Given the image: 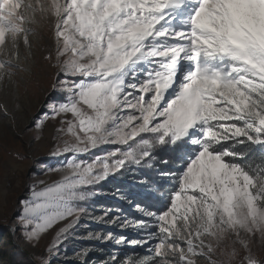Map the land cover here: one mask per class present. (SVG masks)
I'll return each mask as SVG.
<instances>
[{
	"label": "snow or ice",
	"instance_id": "6c2138e0",
	"mask_svg": "<svg viewBox=\"0 0 264 264\" xmlns=\"http://www.w3.org/2000/svg\"><path fill=\"white\" fill-rule=\"evenodd\" d=\"M42 21L59 96L35 127L58 121L57 165L18 201L9 232L36 247L54 231L46 251L58 252L93 215L98 186L135 166L157 175L136 180L144 191L113 195L138 215L93 218L140 238H95L148 254L103 264H264L253 251L264 241V0H0V53L11 54L0 82L19 70L21 40L31 57L29 25ZM161 145L169 158L156 157ZM155 193L159 207L146 202Z\"/></svg>",
	"mask_w": 264,
	"mask_h": 264
},
{
	"label": "rangeland",
	"instance_id": "374dc122",
	"mask_svg": "<svg viewBox=\"0 0 264 264\" xmlns=\"http://www.w3.org/2000/svg\"><path fill=\"white\" fill-rule=\"evenodd\" d=\"M29 27L35 29L34 33L29 35L32 45L31 57L25 59L26 49L21 40L20 59L14 61L20 65L19 70L11 81L5 78L3 82H0V105L4 106L0 108V264H33L35 258L41 255L49 260V264H103L112 255L109 254L111 252L121 255L125 259L147 255V247L132 245L121 247L114 242L95 238L96 233L102 235L112 233L116 238L121 235L128 239L140 238L131 228L122 230L115 226L105 225L93 218L102 216L103 210L109 208L113 210L121 208L129 217L138 215V213L130 215L121 204H117L119 205L117 206L112 202V204L104 206V204L96 202L105 196L117 197L113 193L121 188L111 183V177L98 186L97 190L100 194L93 199L92 203L95 205L93 215L85 216L80 220L69 238L60 245L58 252L49 253L46 251L54 238V231L44 235L36 247H32L23 238H17L9 232L7 225L16 218L18 201L28 195V188L34 180L49 179L44 175L48 165H57V159L50 157L49 153L55 145L53 137L59 126L58 121L45 119L42 130L35 127L36 121L44 118V113L48 111L45 107L46 103L50 98L55 99L59 96L51 88L55 70L44 59L49 53H52L53 56L55 54L53 33L48 22L42 21L37 25H29ZM4 58H11V54L8 53L6 56L0 53V59ZM5 109L7 115H5ZM166 148L167 146L161 145L154 150L159 160L169 158ZM158 167L167 170L166 165L159 164ZM145 173L152 176L157 175L154 171L150 172L146 168L134 166L133 171L126 174V179L135 175L131 176L130 180L131 183H136V180ZM118 177L121 176L118 175ZM51 178L55 179V176ZM136 189L141 190L138 186ZM155 194L158 195V193ZM118 200L124 202L121 199ZM124 204L126 203L124 202ZM130 210L135 212L132 208ZM229 243L230 241H225L222 245L226 252L230 250ZM114 246H118L120 250L113 249ZM126 248L136 250L130 254L132 251L126 250ZM85 249H87V256L82 260L78 254ZM253 251L264 255V241L254 243ZM13 258L16 259L15 262L12 261ZM214 258L225 262V264L228 259L226 255H217ZM200 264H206V261L202 260Z\"/></svg>",
	"mask_w": 264,
	"mask_h": 264
},
{
	"label": "trees",
	"instance_id": "16d2710c",
	"mask_svg": "<svg viewBox=\"0 0 264 264\" xmlns=\"http://www.w3.org/2000/svg\"><path fill=\"white\" fill-rule=\"evenodd\" d=\"M166 150H167V153L166 154L169 155V151H170L169 148L167 147ZM131 176H135V175H131ZM131 176H129L127 179H126V177H127L126 175L125 176H122V177H118L117 176L115 179H113V178L111 179V181H112L111 183L114 186H118L119 188H121V190H124V191H128V192H132V191L141 192V191H143V189H141V190L140 189H136L137 186L136 187H133V185L135 183H131L132 182L130 180V177ZM120 184H123V185H120ZM116 198L113 197V196H110V197L105 196L104 198H101V199L97 200L96 202H99V204H104V206H107L108 204H112V202H114L116 205L117 204H119V205L121 204L129 212L130 215H136V212L131 211L130 210V207L128 205L124 204V202H122V201L120 202ZM146 202L149 203V204H153L156 207H159L158 206V205H160V197H159V194L158 195L157 194H154L152 197L147 198V201ZM119 205H117V206H119ZM113 249L120 250V248L118 246H114ZM126 250L132 251V252H130V254H132L133 251H135L136 249L126 248ZM113 253L114 252H111L109 254H113ZM0 254H1V249H0ZM15 258H13V260H12L13 262H15V260H16ZM18 264H20V263H18Z\"/></svg>",
	"mask_w": 264,
	"mask_h": 264
}]
</instances>
